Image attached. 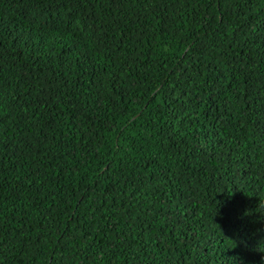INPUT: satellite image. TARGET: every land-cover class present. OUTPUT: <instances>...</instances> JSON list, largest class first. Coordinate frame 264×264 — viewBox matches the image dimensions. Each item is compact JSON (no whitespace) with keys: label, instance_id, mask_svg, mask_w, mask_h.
Listing matches in <instances>:
<instances>
[{"label":"trees","instance_id":"16d2710c","mask_svg":"<svg viewBox=\"0 0 264 264\" xmlns=\"http://www.w3.org/2000/svg\"><path fill=\"white\" fill-rule=\"evenodd\" d=\"M0 264H264V0H0Z\"/></svg>","mask_w":264,"mask_h":264}]
</instances>
